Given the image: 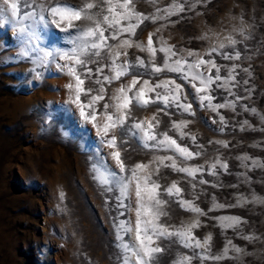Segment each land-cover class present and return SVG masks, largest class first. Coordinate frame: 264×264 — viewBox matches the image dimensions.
<instances>
[{
	"label": "rangeland",
	"instance_id": "obj_1",
	"mask_svg": "<svg viewBox=\"0 0 264 264\" xmlns=\"http://www.w3.org/2000/svg\"><path fill=\"white\" fill-rule=\"evenodd\" d=\"M66 2L78 6L81 0ZM173 3L182 4L184 11L162 20H146L131 36L133 45L146 46L149 33H153V47L158 50L156 63L161 67L165 57L159 51L162 43L176 51L172 60L194 61L197 56L189 57V51L214 60L223 66L222 76L232 65H238V84L231 88L233 95L215 85L212 93L213 103L228 101L236 106L219 109L218 115L200 107L191 82L181 80L178 74L134 69L144 73L143 79L152 85L166 80L181 83L195 114L175 107L165 109L162 102H157L144 108L133 105V118L149 121L155 116L160 121L158 132H167L178 144L201 155L183 160L173 151L144 148L133 140L125 146V155L130 157L126 163L149 164L146 172L153 173L156 163L150 162L156 156H174L182 166L202 165L205 171L198 173L195 180L171 167H161L159 174L153 175L165 187L177 181L183 198L193 200L206 213L197 217L182 209L175 197L165 195L163 198L170 201V219H163L179 226L198 218L201 226L193 231L201 240L212 236L211 254L221 255L226 247L229 249L224 259L206 260L204 264H264V167L252 164L253 160L264 164V0H134L136 10L147 16H159L162 12L157 9ZM6 15L8 19L0 23V264H122L114 224L121 220L135 222L134 185L124 201L127 207H117L118 192L106 191L94 172L98 158H107V163L118 171L110 156L112 150L100 143L92 124L84 123L78 110L66 103L70 77L59 70L56 61L50 59L48 64L41 65L34 55L20 56L18 25L10 13ZM66 35L53 30L41 46L48 50L68 48ZM124 38H128L127 34L120 37ZM228 38L237 43L231 45ZM118 43L119 40L109 41L111 45ZM220 44L225 47L220 48ZM213 48L217 51L211 52ZM237 51L239 60L223 59L222 54L234 55ZM127 52L128 56H122L120 62H135L137 56L146 62L150 60L148 52L135 46ZM104 55L102 63H110L107 52ZM104 74L112 75L107 68ZM132 78L130 72L106 84L105 99L98 110L103 109L104 103H112L116 90L122 84L127 86ZM156 91L164 92L163 88ZM253 108L256 112L251 111ZM220 115L225 117L226 125L219 122ZM179 121L188 122L182 129L186 133L183 139L172 127ZM98 122L102 124L103 119ZM217 141H226L228 147ZM243 156L249 159H239ZM217 157L228 163V171L217 169V176L209 175L208 168ZM201 179L208 183L200 184ZM214 203L225 207L209 211ZM224 216L240 217L241 223L225 228L218 219ZM133 238L129 235L125 240ZM233 246L241 252H235ZM192 252L179 243L172 244L162 257V264H172L178 253ZM192 264L201 261L194 258Z\"/></svg>",
	"mask_w": 264,
	"mask_h": 264
},
{
	"label": "snow or ice",
	"instance_id": "obj_2",
	"mask_svg": "<svg viewBox=\"0 0 264 264\" xmlns=\"http://www.w3.org/2000/svg\"><path fill=\"white\" fill-rule=\"evenodd\" d=\"M157 11L162 14L147 16L136 10L134 0H81L78 6L68 4L66 0H0V23L8 19L6 14L10 13V17L14 18L18 25L21 43L19 55L22 57L34 55L35 61L41 65L48 64L50 59L56 61L59 70L70 77V82L66 85L69 93L66 103L78 110L79 117L84 123L92 124L100 138V143L112 150L110 156L118 171L107 163V158H98L94 164V172L98 182L106 186V191L118 192L117 207L121 209L127 207L124 201L131 194L134 185L135 222L121 220L114 224L117 247L121 249L122 264H162V257L175 243L181 244L186 249H192L193 252L192 255L178 253L172 264H192L194 258H198L201 264L206 260L219 261L227 256L229 249L226 247L221 255H212V236L208 235L201 240L193 231L201 226L198 218L187 224L181 223L179 226L168 223L163 218L170 219L168 211L170 201L163 197L165 195L169 198L175 197L182 209L196 214L197 217L205 216L206 213L193 200L183 198V189L178 186L177 181L165 187L157 179H153V175H158L161 167H171L173 171L184 173L195 180L198 173L205 171L204 167L182 166L174 156L154 157L150 162L156 163L154 173L146 172L149 164L136 163L130 166L126 163L130 157L125 155L128 151L125 146L133 140L144 148L173 151L183 160L201 155L199 151H190L187 146L178 144L177 140L167 132H158L156 129L160 121L155 116L149 121H137L133 118V105L144 108L157 102H162L165 109L175 107L189 115L195 114L192 103L187 102L188 95L181 83H177L176 80H166L152 85L148 79H143L144 73L134 72V69L140 68L147 72L150 68L156 74L162 71L178 74L181 80L191 82L200 107H206L218 115L219 109H235L236 106L235 103L228 101L213 103L215 96L212 93L215 85V88L223 89L229 95H233L231 88L238 84L236 80L238 65H232L222 76L223 66L218 65L214 60H206L191 51L188 52L189 57L197 56L192 62L183 58L172 60V57L177 56L176 51L162 43L159 51L163 52L165 57L161 67L156 63L158 50L153 47V33H149L146 46L142 43L133 45L131 36L135 35L137 29L146 20L155 21L171 17L183 12L184 6L173 3ZM53 30L66 33L65 40L70 47L63 49L54 47L51 50L42 47L44 38ZM125 34L128 38L120 39ZM228 39L231 45L237 43L231 38ZM110 40H119V43L111 45ZM133 46L141 52H148L150 60L146 62L137 56L135 62L127 59L120 62L122 56H128L127 49ZM219 47L224 48L225 45L220 44ZM216 51L215 48L211 50V52ZM105 52L108 54L107 59L110 60L108 64L102 63L106 59ZM222 55L225 60L240 59L238 51L234 55L229 53ZM59 61L64 63L60 64ZM90 65H95V69ZM105 68L112 73L111 76L104 74ZM244 71L248 70L244 69ZM130 72L133 74L131 82L127 86L122 84L111 97L113 102L104 103L103 109L98 110L97 106L105 99V85L120 80ZM39 75L40 73H37V76ZM244 83L247 84L248 81L245 80ZM93 84L99 87H93ZM158 88H163V94L156 91ZM151 93L155 95H149ZM251 111L256 112V109L253 108ZM99 118L103 119L102 124L98 122ZM219 122L226 125L223 115H220ZM187 123V121H179L172 125L181 139L186 135L182 129L187 127ZM213 123L216 121L213 120ZM244 123L247 124V121ZM220 130L223 131V127ZM195 139L192 137L193 142ZM216 143L228 147L226 141ZM239 159L246 161L249 157L243 156ZM166 161L171 163L167 164ZM252 164L255 167H264V164L256 160H253ZM228 168V163L217 157L209 166L208 174L217 176V169L227 172ZM199 183L206 184L208 181L201 179ZM192 187L195 189L196 185L193 184ZM60 195L63 198V193ZM223 207L225 205L214 203L209 211ZM119 215L123 216L124 212H120ZM218 219L225 228L235 227L241 223L240 217L237 216H224ZM129 235L134 238L126 241L125 237ZM233 250L237 253L241 252V249L235 246Z\"/></svg>",
	"mask_w": 264,
	"mask_h": 264
}]
</instances>
